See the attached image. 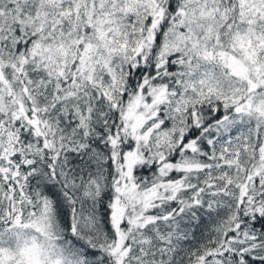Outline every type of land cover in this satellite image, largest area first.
Masks as SVG:
<instances>
[{"label": "snow or ice", "instance_id": "1", "mask_svg": "<svg viewBox=\"0 0 264 264\" xmlns=\"http://www.w3.org/2000/svg\"><path fill=\"white\" fill-rule=\"evenodd\" d=\"M0 264H264V0H0Z\"/></svg>", "mask_w": 264, "mask_h": 264}]
</instances>
